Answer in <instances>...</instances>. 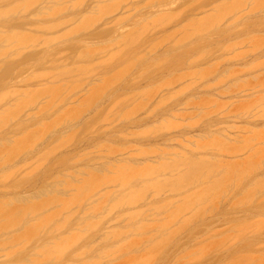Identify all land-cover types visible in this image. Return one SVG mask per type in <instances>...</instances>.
Masks as SVG:
<instances>
[{
    "label": "rangeland",
    "instance_id": "1",
    "mask_svg": "<svg viewBox=\"0 0 264 264\" xmlns=\"http://www.w3.org/2000/svg\"><path fill=\"white\" fill-rule=\"evenodd\" d=\"M1 1H5L0 2V14L2 13L0 16V23H3L2 21L5 19L3 13H5V15L7 13L11 14L12 12L16 13L15 10L18 6H20L19 1H21L23 4L22 1L29 2L31 0H14L13 2L9 0V3H12L8 6L7 4L9 3H6L8 0ZM36 1H32V3L35 2L39 5L35 3L32 5L33 7L29 5L30 8H27L28 10L26 9L27 6L25 7L27 3H24V6L21 4L22 7H25V9L23 8L25 13L29 12L27 15H25V13L24 15L20 14V20L22 19L24 22H19L18 16H16V14H14L15 16H13V14L12 16L7 14V17L9 15V19L6 18V22L0 25L1 30L4 29L3 32L0 31V36L1 33L4 36L5 34L10 33V35L7 34L9 39L4 38L5 40L8 39L7 41L11 39L10 30H19L18 33L14 31L12 32L15 33V36L12 35V39H17L18 37H16V35L18 36L23 34L21 31L25 33L28 31L27 33L31 34H24L26 36L30 35V37L28 36L29 38H31V36L34 34L37 39L33 37L32 38L34 41L37 40L36 42L38 43V45L37 43L34 44L35 47L32 48V46H30V48L25 43L26 41H29V39L23 42L26 37L25 35H23V37L21 35L18 40L21 38H23V40H20L22 44L19 46L22 48L24 46L23 44H25L26 48L28 47L27 49L25 47L23 49L20 48V50H22L21 53V51L18 52L19 48H17L18 44L16 42H18V40H14L15 42L9 46L6 44L7 41H4L8 48L7 46L3 45L4 43L1 42V40H4V36L0 40L2 43L0 48L4 47L5 50L8 49L7 51L11 49L12 51L10 50V53L8 52L10 55H8V53H6L7 51L5 52L4 48H1L8 56L11 57V59H16L15 61L10 60L8 63L7 61L5 63L3 61L9 59V57L5 55L4 52H1L7 58L5 59L4 55H2V58L0 59V63H3L0 65V68L5 65L3 66V71L2 69L0 70V99L5 100V104H0V110L6 115V111L8 110L4 112V108L10 109L12 112V108L15 107L14 104L17 103L15 107L16 112H12L13 115L9 114L11 112H8L9 115L7 116H2V113L0 114V118H3V120L0 122V224L4 225V227L0 228V264H264V138H262L264 137L262 131L264 130V119L263 116H260L262 113H264V109L262 110V108H264V99L260 96L264 91V89H261L264 85V0H182L183 3L179 0H165V4H163L162 0L160 1L162 2L161 5L159 0H155V2H152V6H147V4H145L149 0H136L135 2H133L134 0H126L127 2L124 4H122V1L124 0H119L123 5H119L122 6L121 10L117 8V10L120 12L118 13L114 9L117 13L113 10L116 14L114 15L113 13L111 16L108 15L110 16L108 17L104 14L105 11L102 7L101 9L104 11L103 14L106 16L105 19H100L101 22H99L100 24L98 23V26L95 24L98 21L95 22L94 25L96 27L93 25H88V28L89 26L95 27L94 29L90 27L93 30L91 29V31H89V28L88 33H85L87 32V26L85 27V32L82 31V29L84 30L83 24H85L83 21H85V18L91 14L90 12H97L94 11V9L100 5H105L104 8L109 11V9L106 8V5H108V7L110 5L111 9V7H115L113 1L116 3H118V1L105 0L103 2V0H100V2L99 0H86V3L84 1L82 3V0H79L82 5L80 2H77L80 5L76 4V6V0H69L68 2L66 0V3H60L59 0L58 2L57 0L56 2H53L54 0L52 2L51 0H49V2L48 0H40L42 2L38 0ZM110 1L112 6L109 4ZM178 1L180 5L177 4ZM61 2L65 1L63 0ZM72 2L75 3L72 4ZM14 3H18V6L17 4H15L17 7L11 6ZM69 3H71L70 7L67 5L69 9H67V6H63ZM167 3L168 7L166 5ZM171 3L172 6L170 5ZM227 3H229L228 7H232V5L230 6V3H233L235 7L232 8L234 10L237 9L239 13L236 10L235 11L237 13L232 11L233 9L228 8ZM132 4H134L133 7ZM48 5H57L56 7L63 6L62 8L65 7L66 9L64 8V10L67 13L62 9V11L65 12L62 14V11H60L61 8L57 10V13L54 9L56 7L51 6V8L53 7L52 9H54L55 13L61 14H59V16L55 14L57 18L55 19L53 17L54 15L52 14L53 11L49 7H46ZM72 5H74V7H72ZM94 5L96 6L93 7ZM137 5L140 6L136 7ZM10 6L12 7L11 10L10 8L8 9ZM41 6H43L42 8H44V10H48V13H43V15L46 16L47 14H50L51 16L52 14V18L50 16H47L48 18L44 16L45 20L49 19L48 21L44 20L45 22H39L42 19H40V17L37 15L40 14L39 12H42L40 11ZM81 6L83 8L80 9ZM127 7L131 8L127 9ZM134 7L138 8L139 11L136 12L137 9L134 10ZM224 7H227L232 11V16L228 13V9ZM3 9H6L5 12ZM18 9L17 12H24L21 10L22 8ZM49 9L52 11H50L51 13H49ZM70 9L75 10L76 12H71ZM171 9L172 11L170 12ZM1 10L3 11L1 12ZM26 10L28 12H26ZM47 10L44 12H47ZM219 10L224 11L220 12V15L221 13L223 14L227 12V16L224 20L220 19H222L225 14L222 17L220 16L221 18L217 16V14L219 15ZM163 11L166 12L164 13ZM173 11L176 14L173 13ZM212 11L214 13H218L214 15ZM35 14L36 16H34ZM84 14L87 15H85L86 17L83 18ZM100 14L94 13L92 15L101 17ZM205 14L207 21H205L204 18ZM92 15H89V17H92ZM129 15L130 18L128 17ZM170 15L173 17L171 18ZM177 15L178 17H175ZM2 16L4 19H1ZM158 16L163 18L164 22L167 21L164 20L166 17H170L172 20L174 19V21L169 20L168 18L169 25H166L167 22L164 24L161 19L159 21ZM34 17L38 18L33 19ZM44 17L41 16V18ZM61 17L63 18L61 19ZM118 17H121L122 19H119ZM152 17L154 20L158 17L157 20L161 24L158 23V21H154ZM193 17H199V20L200 18H204V23L202 20L199 21L201 22V25L206 24L205 22H208L209 20H212L213 22L211 27L213 24L215 26V22L217 24L219 23L220 25L216 24V27L212 28V32H210L211 27L208 22L207 25L202 26H205L206 28V26L209 25V27H207L208 29L210 28L209 30L206 29L207 31H205V28L203 27L199 30L198 28L196 29L194 25L198 20L196 18L193 20ZM74 18L79 20L76 21ZM82 18L83 21L81 22L83 24L80 22ZM115 18L117 19L114 20ZM148 18L149 22L151 20L154 21V23L151 21V24H153L151 26L154 28H152L148 23ZM51 19L52 21H50ZM59 19H61L60 21L63 23L66 21L69 22L68 20L71 19L70 22H73L74 24L69 23L70 25L67 26L66 24L68 23L66 22L64 24L66 27L63 24H60V27L61 25L64 26V28L61 27L62 29H60V27L57 26L58 24L53 23H56L57 20L59 22ZM9 20L10 22H14H12L13 25H11L12 23L10 24ZM94 20L96 21V18H94ZM94 20L92 21L94 22ZM97 20H99V18ZM191 20L195 22L194 24L191 23L193 27H195H192V30L194 29V31L187 27L189 26L188 24ZM86 21L89 22V19ZM109 21L112 22L109 23ZM47 22H50L51 24H47ZM117 22L120 23L119 26H116ZM145 22L147 25L149 24V26L145 25V27L143 25ZM7 23L11 28H8L7 25H5ZM36 23L37 25L39 23L44 25L46 24V27H43L47 29L50 28V30H52L51 32H55V29L58 27L59 28L56 31L57 33L53 32L49 34L40 25L36 27ZM77 23H79L81 27L83 25L81 30L79 28V36L75 35L76 33H73L78 31V29H75L77 28ZM185 23H187V25H185ZM112 24H116L115 27H113V30ZM191 24L190 26H192ZM199 24L200 23H198L197 26ZM49 25L57 27L52 29V27H49ZM156 25L157 28L155 27ZM160 25L166 26H164V28L161 26V28L159 27ZM12 26L15 28L13 29ZM28 26L34 27L32 28ZM77 26L79 27L78 24ZM106 26L111 28H107ZM143 26L146 29L151 28L153 30L148 29V31H145L142 28L141 32H138L140 35L137 33V31L135 32V29L139 28L140 30V28ZM119 27L122 28L120 29ZM186 27L192 31V33L201 31V35L199 36L196 32V37L191 33L195 39L191 37L190 31L188 32L190 36L186 37V35L185 37L189 39L190 44L185 41L186 39L184 38V35L183 37L181 36L185 33L179 31L174 32V30L177 28H185V30L188 31ZM38 28H40L39 31ZM70 28H73V30L75 29L76 31L72 30L73 32H71ZM6 29H8L10 32H7ZM67 29L68 31H65ZM69 29L70 33L68 34ZM116 29L120 35H118L119 33L115 34L117 31ZM124 29L127 30L128 33H126ZM122 30H124V33L121 35ZM149 30L151 31L149 32ZM185 30L183 29V31ZM152 31L156 32L153 33ZM172 32L173 38H171L170 41L167 40L169 43L166 44L167 42L164 40L163 42L166 45L163 44L164 47H162L160 44V48H158L159 42H157V44L155 43V45H158V47L156 46L158 49L157 51L155 50V52H152V49L155 48L152 47L154 42L160 41L162 37L166 39L167 34H172ZM177 32L180 33V35L177 36ZM202 32H204L206 35ZM65 33L68 35L71 33L73 34H71V37L69 36V38ZM163 34H166V36H162ZM41 35H43L44 38ZM73 35L77 37H72ZM170 35H168L167 38ZM40 36L41 39H39ZM50 36L54 37L51 38ZM57 36H59V38H57ZM180 36L181 38H179ZM46 37H48L47 44H44L46 43ZM174 37L176 39H174ZM52 39L53 42H50ZM180 39H183L182 42L184 44L180 41ZM54 40L60 43L58 44L59 49L57 48V45L55 46V43L57 44L58 42H55ZM174 42H176L177 47L180 45V42L183 45H180L177 48ZM243 42L245 44H243ZM50 43H53L52 46H50ZM223 44L225 47H221ZM198 45H200L199 47L201 48L203 46L205 47V45H208L205 48L208 50H215V52L211 50L214 53L213 54L211 52L213 54L212 55L207 52L208 50L203 49L204 47L201 49L198 47ZM11 46L12 48L9 49ZM227 46H230L229 49L233 48L232 53L230 52L229 54V49L227 50ZM47 47H50L51 49L53 48V51L51 49H46ZM97 47L98 49H96ZM99 47H102V49L104 48V50L101 51ZM55 48L57 50L54 52ZM23 50H26L27 52H23ZM30 50H32V52H30ZM16 51L19 53V56H17L18 54L15 55ZM200 51L201 53L199 54L198 52ZM204 51L207 52L205 53L208 54V57L210 55L212 56L207 58ZM243 51H248L247 55H243L244 57L242 56L243 58L233 57L237 56L238 53L244 54L242 53ZM92 52L96 53V55H92V57H96H94L93 60L91 59L90 55ZM23 53L24 55H21ZM25 53L27 54L25 55ZM197 54H202L201 58H198L199 60L201 59V63L199 61L196 65L190 66L191 62L194 61L195 64V62L198 61L196 58ZM183 55L186 57L188 56V58L191 55H195L193 57L196 58V61L193 57H191V59L185 57L186 60L188 59L187 62H185L187 66H185L182 60L184 58ZM204 55L206 58H203L204 60H202ZM112 56L115 58L113 59ZM140 57L142 58L139 59ZM224 57H228L229 59H226H228L229 62L225 60ZM192 58L194 60H192ZM219 59L221 61L223 59V61L225 60L227 62H224L225 64L221 63L222 65L216 64L217 61H219L218 63L221 62ZM112 61H114V63ZM132 61L139 62L136 66V63L134 66H132ZM189 61L191 62L189 63ZM111 62L113 64H111ZM158 62H160V65L157 64ZM130 63L132 64L131 66ZM188 63L190 65H188ZM254 63L256 64V68L253 66ZM156 64L159 65L158 68ZM119 65L122 67V70L126 71L125 75L118 72V70H120ZM183 66H185V69ZM207 66L214 70L216 67L219 69L217 68L215 70L216 73L214 70H211L214 72V76H212L213 72H210V70H205ZM181 67L183 68L180 69ZM250 67L254 68L251 69ZM80 68L85 70L83 74L82 72L84 70L81 71L82 69ZM193 68L196 70H201V68H203L201 70L203 75H201L200 71L198 72V70H195L196 76L198 75L199 78L200 76L205 77L204 74L206 73L207 75L211 73L210 75L212 77L208 75L210 79L206 77V81L200 79L203 82H201L196 77L194 80L201 82V84L197 87H195L196 85L191 86L192 82L194 84L193 78H195L192 76L189 78V80H185V82L181 81L184 78H182L180 82L179 80L176 83L172 82L173 84L165 82L167 81V78H170L171 81L176 80L173 78H176L179 73H190V71L192 73V70H194ZM236 70H238L237 72L241 71L239 74L240 76H237L233 79L231 78L230 80V77L234 74H232V72H236ZM174 71H176V74ZM183 71L185 72L183 73ZM208 71L210 73H208ZM62 72L67 73L70 76L65 74V77ZM237 72L235 75H237ZM224 74H227V76L225 77ZM230 74L231 76L228 77ZM18 75H21L22 81H25L21 82V79ZM172 75L176 77H173ZM14 76L18 77L15 78ZM183 76L186 77V75ZM162 77L163 81L161 80ZM164 77H167L166 80ZM227 77L229 78L228 81H226ZM72 79H74V82L71 81ZM222 79H224L226 82H222ZM75 80L79 82L78 84L80 85V88V83H82V87L85 86V88L83 90H79L78 87V91L76 87L74 88L72 86L75 90H77V92L71 89L70 85L75 84ZM159 81H162L163 85L165 83V87L169 86V89L168 87L166 89L165 87L161 86L162 82L159 83ZM218 81L220 82L219 87H217V85L215 86L214 84H218ZM71 82L72 84L69 85L68 83ZM93 82L96 88H98V86H102V88L99 87V89L101 88L102 90L100 91L99 89H96L95 92L94 85H92ZM189 82L191 83L188 84ZM21 83L22 86L20 85ZM46 83L48 85H46ZM83 83L86 85H83ZM156 83L158 84L156 85ZM195 83L199 84L198 82ZM236 83L239 85L237 86ZM241 83L247 84V86L250 88L246 89L245 87L246 90H242V88L240 90L239 86ZM159 84L160 86H158ZM185 84L187 89H190V91L187 92L185 88L186 93H184V90L183 94L181 90L183 89L182 86L185 87ZM187 84L189 86H187ZM206 84L208 85L206 86ZM209 84H214L215 87L210 89L213 85L210 87ZM234 84L236 87H232ZM228 85H230V88ZM50 86L51 88H49ZM67 86H70V88ZM90 86H93L92 89L94 88V93H92L95 96L93 97L92 95V97H88L90 99L89 100L87 99V95L88 93H90L89 96L91 95L90 91H92V89L90 90ZM203 86H209V90H204ZM241 86L244 88V85ZM53 87L56 88V93L55 90L53 91ZM58 87L59 89L61 88L62 91L57 90ZM237 87L242 92L238 91ZM225 88H228V90H225ZM69 89H71L72 92L74 91V94H72ZM87 89L90 91H87ZM149 89H152V91L154 90L155 93H158L157 97L154 95L155 93H153L154 97L157 99H143L146 98L144 96H142L143 98H138L141 96L138 93L140 92V94H142V91L144 95L148 94L147 97L152 95V92ZM256 89L261 90L256 91ZM18 91L20 93H17ZM24 91H26V93H24ZM86 92L87 94L83 95V93ZM172 92H176V95L173 94L171 96ZM179 92H181V94H179ZM231 92L233 93L231 94ZM247 92H250V94ZM81 93L83 96L80 95ZM135 93H137V97H135L136 95L134 96ZM164 93L165 95L163 96ZM243 93H247L249 96L246 94L243 95ZM5 94L8 95V98L3 96ZM18 94H22V96ZM60 95L62 96L60 97ZM70 95L71 97H68ZM179 95L181 96L179 97ZM207 95H211V98L210 96L207 97ZM255 95H257V98L261 97L260 100L262 99L261 102H263L262 108H260L261 103L252 102L255 99L259 100ZM23 96L24 98L27 97L29 99L24 101ZM166 96H168L170 101ZM250 96L252 97V100L250 99ZM20 97L21 100H18V102L20 101L22 103L19 102L18 104V102L15 100H17V98L20 99ZM78 97L80 99H78ZM84 97H86V99H84ZM133 97L136 100L133 99ZM164 97H166V99ZM172 97H174V99ZM214 98H217L216 103L220 102L221 106L224 105L223 108H225V105L230 104L232 101L234 102V107L229 105V108L220 112V104H215L214 106L208 105L212 104V102L215 103L216 99L214 100ZM121 99H123V101L125 100L124 103ZM140 99L144 100L145 103L143 101L138 102ZM188 99L189 103L186 102ZM194 99L195 104L193 103ZM199 99L201 101H198ZM116 100H121V103ZM133 100H135V102ZM205 100L208 101L206 102ZM236 100H239L240 103ZM0 101L2 102V100ZM14 101L15 103H13ZM89 101H91V104L89 103V105L86 106V104H88L87 102ZM158 101L160 102V106H162V108H160L161 110L157 108V110H160L157 114L155 108L157 106L159 107V105H157ZM243 101H246V103ZM28 102L29 105H27ZM49 102H52L53 105ZM141 102H143V104ZM93 103L95 107L93 106ZM197 103L198 105L202 104V106H199L200 109H198ZM244 103L246 104L245 106L243 105ZM253 103H255V106L252 109L249 108L248 106H253ZM24 104L27 106H24ZM119 104L122 105H120L122 109ZM137 104L148 107L141 109L139 108V105V110H136ZM186 104L191 105L187 106ZM258 104L259 106L256 107ZM20 105L23 106L20 108ZM112 105L113 107L111 108ZM134 105H136V107ZM193 105H197V107H194ZM204 105H206L205 108ZM216 105H218L219 108ZM240 105H242V107ZM116 106H119L120 108H117ZM212 107L217 109L219 112L212 109ZM238 107L241 108L238 109ZM247 107L250 109L249 111L253 110L255 107L256 108L250 113L247 111V109V112L245 113L244 110ZM258 107L260 108L258 113L261 117V119L258 118L260 121L256 118L258 114H256L257 116L253 114L255 111L256 113L258 112ZM17 108L18 110H23L22 112L19 111V113L21 112L20 114L18 113L19 116L16 114L18 112ZM110 108L113 114H120L119 116L116 115V117L118 116L121 121L116 118L115 115H110ZM153 108L156 112L152 110ZM234 108H236L237 112L233 111L235 110ZM127 109L130 111L132 110L131 116L134 117V115H138L135 118L131 117L130 122L127 117H124L128 114ZM241 109H244L243 112ZM173 110L174 114H176V118H174L172 114ZM197 110L201 111L200 113L203 115H201ZM211 110L213 111L210 113V115H212L210 117L208 112ZM228 111L231 112L229 113ZM178 112L182 116L181 118L179 117L180 120L177 119V115H179ZM232 112L234 114L232 116H223L225 113L232 114ZM123 113H125V115ZM168 113L171 114L169 115ZM212 113H216V115H213ZM198 116H201L205 119L203 120L202 118L203 123L200 122L201 124L199 125L198 122L193 125L189 122L191 120V122L197 121L200 119L197 118ZM166 117L168 119H166ZM254 117L257 121H254V119L252 120ZM122 118L124 119L123 121ZM169 118H171L170 120L175 124H178V122L181 124H184V122L185 124L190 123L191 128L188 127V125H184V127L186 126L184 128L182 126H178V124L177 127H180V130L174 131V129L177 127H172V124L171 128L174 129L171 133H169L171 131L169 127L163 128L165 124L166 126L171 124ZM183 118H185V120H183ZM138 119L140 121H137ZM163 119L166 122L169 121V123H165ZM249 120H252L253 122ZM160 121L164 122L165 124L162 125L163 123ZM82 122H84V124ZM136 122H138V124ZM158 122H160V124ZM130 124L132 125L130 126ZM158 125H162L161 130H163V132H169L162 133V131H159L160 129H157L159 128ZM229 125H233V127ZM244 125L247 126V129H250V127L251 130L255 128L253 129L254 131H256V129H263H261L262 132L260 134H258L259 131H257L255 134L250 130L247 131V134L246 128L244 129ZM146 126H151L149 127L150 130ZM239 126L243 127L244 131L242 128L239 129ZM153 127H156L155 130L157 133L152 131L153 135H146L145 133H148V131L151 133V129ZM144 128L145 130H143ZM154 128L152 130H154ZM121 131V134L123 135L126 133L124 136L127 139L121 138L124 137L123 135H120ZM137 131L141 132L136 134ZM220 131H223L226 134L228 133L230 136H227ZM250 133L251 135H256L257 141L261 138L263 143H257L256 139L253 136L251 137ZM200 134L202 137H199ZM209 134L213 135L210 136ZM216 134L219 136V138L220 136H223L220 140L222 142L224 141L220 144L218 143V139H216L217 146L214 144V135L216 136ZM138 135L139 137L140 135L144 137L138 138ZM242 135L244 136L242 137ZM249 135V138L251 139H248L251 143L254 139L253 145H249L250 142L247 144L248 139L246 142L244 141ZM188 136L189 139L186 140ZM201 138H204L203 141ZM192 139H198L197 141H201L198 145V150L200 149L199 151L196 150L197 141H192ZM169 140L174 143H171ZM208 141L214 142L209 143ZM100 142H102L101 144L103 145L108 144V147H111V149L105 147L106 145L103 146L98 144ZM191 142H195V146L194 144L192 145ZM204 142H208V145L206 146ZM243 142H245V145L249 146L250 148L246 147ZM178 143L180 144L178 145ZM236 143H242L241 147L237 144L239 147L238 148L237 145H235ZM155 145H157L156 148L158 150L155 148ZM214 146H216V148ZM231 146L236 147L232 148ZM112 147H117L118 149H112ZM193 148L195 149L193 150ZM224 148L229 149L230 152L228 150L225 151ZM236 148L238 149L233 151V149ZM244 151L246 154L243 153ZM230 155H232V157H229ZM186 158H188L187 163ZM216 159L218 160L215 161ZM190 160L191 162L194 161L192 164L193 166L191 165ZM206 160L208 162L211 160L215 161L217 164L211 161L214 166L211 165L212 163H209L208 165ZM95 167L97 168V171ZM94 171H96L97 175L94 173ZM171 185H177V189L180 188L178 189L179 191L174 190L176 187H173L174 189H172ZM169 186L173 191L170 190ZM54 189H56V191ZM53 193H56V196ZM57 193L59 197L57 196ZM52 196H55V198L53 199ZM57 197H61L60 199L64 201L57 199L60 201L58 202L55 200ZM43 200H45V202H43ZM124 200H126V202H124ZM51 219H53L52 225L49 223L52 221ZM13 221L18 222L20 226L18 224H13ZM47 221H49L48 226L50 227L45 226ZM11 224L13 225L11 226ZM5 225L10 227L8 228L6 226L8 228L7 229ZM25 226L30 228V230H26ZM44 226L46 228H44ZM32 227H34V230L31 229ZM57 227H59L58 230L56 229ZM12 234H15L14 236H16V242L15 240L11 239L13 236ZM7 239L14 241L15 243L13 244H16V246L12 247L11 245H8L11 242H9ZM63 239H65V241L61 243L62 245L64 242H68L69 244L59 247L61 245L56 243ZM55 240L56 243L54 244ZM253 243H256L257 245L254 244L256 246L253 247V249H250L251 247L248 246L249 244ZM56 245L59 246L57 247ZM220 258H222V260Z\"/></svg>",
    "mask_w": 264,
    "mask_h": 264
},
{
    "label": "bare ground",
    "instance_id": "2",
    "mask_svg": "<svg viewBox=\"0 0 264 264\" xmlns=\"http://www.w3.org/2000/svg\"><path fill=\"white\" fill-rule=\"evenodd\" d=\"M11 1L13 2L14 0H11ZM16 1H18V0H16ZM25 1H26V0H25ZM28 1H29V0H28ZM32 1H36V0H31V1H29L31 4H30L29 2H27V1H26V2L22 1L23 4L21 3V1H19V2H20V6H21V4L24 6V5L27 3L28 5L26 4L25 7L27 6L26 9H27V8L29 9V8H30L29 5L32 6V5L35 3V2L32 3ZM38 1H40V0H38ZM52 1H53V0H51V2H52ZM61 1H63V0H61ZM61 1L59 0L60 3H66V0H64L65 2H61ZM68 1H69V0H67V2H68ZM80 1H81V0H80ZM80 1H79V0H76V1H75L76 3H75V2H72V4L75 3V6H76V4H77V5H80V4H78ZM83 1L86 3V0H82L81 2L83 3ZM96 1H97V0H96ZM99 1H100V0H99ZM101 1H102V0H101ZM101 1H100V2H101ZM104 1H105V0H103V2H104ZM106 1H107V0H106ZM116 1H118V3L120 2L119 0H116ZM127 1H129V0H127ZM127 1H126V0L122 1V4H124V3L127 2ZM135 1H136V0H134L133 2H135ZM139 1H140V0H139ZM153 1L155 2V0H149V1L146 2L145 4H147V6H148V5H149V6H152V5H153V4H152ZM157 1H158V0H157ZM160 1H162V0H159V3H160V5H161L162 2H163V4H165L167 0H166V1L163 0L162 2H160ZM164 1H165V2H164ZM168 1H169V0H168ZM171 1H173V0H171ZM179 1L182 2V0H179ZM179 1H178L177 4H179ZM185 1H186V0H185ZM0 2H5V1H1V0H0ZM12 2L9 3V0H8V2L6 1V3H9V4H7V6L10 5ZM19 2H18V3H19ZM36 2H37V1H36ZM40 2H42V1H40ZM48 2H49V0H48ZM53 2H56V0H54ZM57 2H58V0H57ZM77 2H78V3H77ZM81 2H80V3H81ZM92 2H93V1H92ZM113 2H114V4H115V7L113 6L114 8L111 7V9H110V5H109V7H108V5H106V8H108L109 11H107V9L104 8V7H105L104 4H103L104 6H101V5L99 6L100 9L103 7V10H104L106 13L101 9L102 12L100 11V12H101V14H100V12H99L100 9H99V7H97L96 9H94V11H97V12H90V10H89V12H90L91 14H89V13H87V14L92 15V14H94V13H96V14L99 13V14L101 15V17H99V16H95V15L93 16V15H92V17H93V19H92L91 16H90L91 18L89 17V15L86 17L85 15H87V14H84L83 18L86 17V18H85L86 20L89 19V22L86 21V20H85L86 22L83 21V18H82V20H80V22L83 21V23H85V24H83V23L81 22V24L84 25V30L82 29L83 25H82V27H81L80 24H79L80 22H79V23H77V24L79 25V27L77 26V24H76V27H77V28L74 27L75 29H78V31H76V30L74 29L76 32H73V31H74L73 28H72V29L70 28V29H71V32L76 33L75 35H78V34L80 33L79 31H80L81 29H82V31L85 32V31H86L85 27L87 26V27H86V28H87V32H85V33H88V29H89L90 27H92V26H89V28H88V25H93V26H95L94 23L98 21L97 23H95L96 26H98V23L101 22L100 19H103V18L105 19L106 16H108V15L111 16L113 13H114V15H115L117 12L119 13L120 11L117 10V8H119V9L121 10V7H122L123 5L121 4V2H120L119 4L116 3L115 1H113ZM150 2H151V3H150ZM18 3H14V4H12L11 6H13V7L15 6V7H17V6H18ZM24 3H25V4H24ZM44 3H45V2H44ZM60 3H59V4H60ZM82 3H81V5H82ZM129 3H130V2H129ZM157 3H158V2H157ZM182 3H183V2H182ZM15 4H17V6H16ZM35 4H37V3H35ZM107 4H108V3H107ZM109 4H111V1L109 2ZM114 4H113V5H114ZM120 4H121L122 6H119ZM127 4H128V3H127ZM127 4H125V5H127ZM150 4H151V5H150ZM155 4H156V3H155ZM155 4H154V5H155ZM163 4H162V5H163ZM228 4H229V3H227V7L229 6ZM234 4H235V3H234ZM37 5H39V4H37ZM67 5L70 7V6H71V3L66 4V5H63V6H67ZM97 5H99V4H97ZM116 5H117V6H116ZM133 5H134V4H132V7H133ZM157 5H158V4H157ZM157 5H156V6H157ZM166 5H167V7H168V3H167ZM170 5L172 6V3H171ZM179 5H180V4H179ZM182 5H184V4H182ZM231 5H232L233 8L235 7V6L233 5V3H230V6H231ZM3 6H5V5H3ZM11 6L8 7V9L10 8V10H11V9H12ZM20 6H18L17 9H18V8H22L21 10H23V8L25 9V7H22V6L20 7ZM34 6H36V5H34ZM44 6H45V5H44ZM51 6L54 7L55 5H48V6H46V7H49V8L53 11V12H52V11L49 9V13L52 12V14L54 15L53 17H54L55 19H57L56 16H55V14L58 15V16H59V14H60V13L57 14V13H58L57 10H59V9L61 8L60 11H62V9H63V11H65V10H64L65 7H64V8H62L63 6H60V7L58 6V7H56V6H57V5H56V6H55L56 8H54V9L56 10L55 12H57V13H55V12H54V9H52L53 7L51 8ZM68 6H67V9H69ZM83 6H84V5H83ZM95 6H96V5H94L93 7H95ZM111 6H112V4H111ZM138 6H140V5H137L136 7H138ZM164 6H165V5H164ZM173 6H174V5H173ZM0 7H1V5H0ZM32 7H33V6H32ZM42 7H43V6L40 7L41 10L39 9V10L42 11V12H39V10H38V12L40 13V14H39L40 16H39V15H37V16L40 17V19H42V20L39 19V20H40V21L38 20L39 22H41V21H42V22L48 21L49 19L45 20V17L50 16V14H47L46 16L43 15V13H45V14L48 13V10L45 9V10H47V12H44L45 10H44V8H42ZM72 7H74V5H72ZM77 7H79V6H77ZM136 7H134L133 9H134V10L137 9V10H136V12H137V11H139V9L136 8ZM165 7H166V6H165ZM189 7H191V6H189ZM227 7H224V8H227ZM232 7H228V8L233 9ZM57 8H58V9H57ZM81 8H83V7L81 6L80 9H81ZM128 8L130 9L131 7H127V9H128ZM163 8H164V7H163ZM171 8H172V7H171ZM215 8H216V7H215ZM228 8H227V9H228ZM0 9H1V8H0ZM17 9H16V10L14 9V10L16 11V13H15V12H12V11H14V10H12V11H11V12H12L11 14H10V13H7V14H9L10 16H12V14H13V16H15L14 14H16V16H18L19 22H22L23 20H22V19L20 20V17H19V16H20V14H21V15H24L25 10H23L24 12L21 11V13H19V11L17 12ZM28 9H27V10H28ZM31 9H32V8H31ZM33 9H34V8H33ZM65 9H66V8H65ZM71 9H72V8H71ZM71 9H70L71 12L76 10V8H75V10H71ZM77 9H79V8H77ZM97 9H98V10H97ZM114 9H115L117 12H116ZM167 9H168V8H167ZM213 9H214V8H213ZM213 9H212V10H213ZM216 9H217V8H216ZM219 9H220V8H219ZM221 9H222V8H221ZM3 10H4V12H5L6 9H3ZM3 10H1V12H2ZM18 10H19V9H18ZM27 10H26V12H28ZM43 10H44V11H43ZM91 10H92V9H91ZM113 10H114L116 13H115ZM134 10H133V11H134ZM235 10L239 13V11H238L237 9H235ZM235 10L233 9L232 11H235ZM7 11H8V10H7ZM50 11H51V12H50ZM60 11H59V12H60ZM63 11H62V14H64V13L66 12V11H65V12H63ZM110 11H113V12H110ZM171 11H172V9L170 10V12H171ZM215 11H216V10H215ZM217 11H218V10H217ZM222 11H223V10H222ZM222 11L219 10V15L217 14L218 12H217V13H214V12L212 11V13H213L214 15L217 14L218 17H220V16L222 17V16L225 14L224 17H223L222 19H220V20H224L225 17L227 16V15H226L227 12H226V13H223V14L221 13V15H220V12H222ZM232 11L228 9V13H229L231 16H232V14H231ZM236 11H235V12H236ZM9 12H10V11H9ZM75 12H76V11H75ZM103 12H104V14H105L106 16L103 14ZM163 12H164V11H163ZM165 12H166V11H165ZM165 12H164V13H165ZM223 12H224V11H223ZM237 12H236V13H237ZM28 13H29V12H28ZM28 13H25V15H27ZM41 13H42V14H41ZM66 13H67V12H66ZM110 13H111V14H110ZM167 13H168V12H167ZM167 13H166V14H167ZM173 13H175V12L173 11ZM212 13H210V14H212ZM3 14H4L3 16L5 17V19L9 17V15H8V17H7V14H6V15H5V13H3ZM17 14H19V15H17ZM52 14H51V16H52ZM166 14H165V15H166ZM175 14H176V13H175ZM199 14H200V13H199ZM210 14H209V15H210ZM1 15H2V13L0 14V16H1ZM60 15H61V14H60ZM79 15H80V13H79ZM103 15H104V16H103ZM133 15H134V14H133ZM167 15H168V14H167ZM214 15H211V16H214ZM230 15H229V16H230ZM233 15H235V14H233ZM3 16L1 17V19H4ZM34 16H36V14H35ZM41 16H42V17L45 16V17H44V18H41ZM51 16H50V17H51ZM58 16H57V17H58ZM62 16H64V15H62ZM110 16H108V17H110ZM152 16H153V15H152ZM156 16H157V15H156ZM25 17H26V16H25ZM38 17H34L33 19H35V18L37 19ZM108 17H107V18H108ZM124 17H125V15H124ZM128 17L130 18V15H129ZM153 17H155V16H153ZM153 17H152V18H153ZM158 17H159V19H158ZM158 17H157V19H158L159 21H160V19H161L162 22H164V21H163V18H161L160 16H158ZM170 17H171V15H170ZM170 17H166L167 19H166V18L164 19L165 21L167 20V21H166V22H167L166 25H169V24H168V21H169V20H172L171 18H172L173 16H172L171 18H170ZM175 17H178V15L175 16ZM175 17H174V18H175ZM202 17H203V16H202ZM221 17H220V18H221ZM30 18H32V17H30ZM47 18H48V17H47ZM51 18H52V17H51ZM58 18H60V17H58ZM62 18H63V17H61V19H62ZM65 18H66V17H65ZM94 18H96V21L94 20ZM98 18H99V20H97ZM118 18H119V19H122L121 17H118ZM168 18H169V20H168ZM195 18L198 20L196 24H194L195 22L193 21ZM204 18H205V21H207V20H206V14H205V17H204ZM204 18H203V19H204ZM5 19H4V21H2L3 23L6 22L7 19H6V20H5ZM8 19H9V18H8ZM14 19H15V17H14ZM14 19H12V20H14ZM61 19H59V22H58V20H57L56 23H55V22H53V23H54V24H58L57 26H59L60 24H63V25H64L67 21L65 22V21L63 20V21L65 22V23H63L62 21H60ZM90 19H91V20H90ZM116 19H117V18H115L114 20H116ZM157 19L155 18V20H154V18H153V20L156 21V22L158 21ZM203 19L200 18V20H202V21H203ZM218 19H219V18H218ZM16 20H17V19H16ZM24 20H25V19H24ZM27 20H29V19H27ZM44 20H45V21H44ZM70 20H71V19L68 20L69 22H67V23H68V24H66L67 26H69L71 23H73V22H70ZM74 20H76V19L74 18ZM77 20H79V19H77ZM77 20H76V21H77ZM92 20H94V22H93ZM147 20H148V23L150 24V26L153 25V24H151V21H153V20H151V18H150V20H151L150 22H149V18H148ZM147 20H146V21H147ZM193 20H191L192 22L189 21V24H188L189 26H187V27H188L189 29H191V30H192V27H193L192 24L195 25L196 29L198 28V29L200 30V28H202V27L205 28V26H202V25H207V23L209 22L208 24H209L210 27H211V25H212V23H213L212 20H211V21L209 20L208 22H205L206 24H202V25H201V22H199V21H200V20H199V17H193ZM50 21H52V19H51ZM76 21H75V22H76ZM154 21H153L152 23H154ZM159 21H158V23H160ZM172 21H174V19H173ZM195 21H196V20H195ZM7 22H8V21H7ZM9 22H10V20H9ZM9 22H8V23H9ZM12 22H13V21H12ZM12 22H10V24H11ZM23 22H24V21H23ZM29 22H31V21H29ZM61 22H62V23H61ZM90 22H91V23H90ZM102 22H103V20H102ZM111 22H112V21H111ZM111 22L109 21V23H111ZM115 22H116V21H115ZM156 22H155V23H156ZM166 22H164V24H165ZM170 22H171V21H170ZM210 22H211V23H210ZM3 23H0V25L3 24ZM8 23L5 24V25H7L8 28H11V27L8 26ZM13 23H14V22H13ZM13 23H12L11 25H13ZM25 23H27V22H25ZM32 23H33V22H32ZM69 23H70V24H69ZM88 23H89V24H88ZM109 23H107V24H109ZM158 23H157V24H158ZM191 23H192V24H191ZM198 23H200V24L198 25V26L201 25L200 27L197 26ZM203 23H204V21H203ZM224 23H225V21H224ZM10 24H9V25H10ZM28 24H29V23H28ZM47 24H51V23H50V22H47ZM73 24H74V23H73ZM99 24H100V23H99ZM113 24H114V23H113ZM113 24H112V25H113ZM119 24H120V23L117 22V25H116V24H115V25H116V26H119ZM149 24L147 25V23L145 22L143 25H144V26H145V25L149 26ZM160 24H161V23H160ZM190 24H191L192 26H190ZM216 24H217L216 22H215V26H214V24H213V26L211 27V31H210V32H212V28L216 27ZM218 24H219V23H218ZM218 24H217V25H218ZM5 25H4V26H5ZM11 25H10V26H11ZM38 25H40L42 28L46 27V24L44 25V24H40V23H39ZM38 25H37V23H36V27H38ZM52 25H53V24H52ZM52 25H49V27L51 26L52 29L57 27V26L54 27V26H52ZM63 25H61L62 28H64V26H65V25H64V26H63ZM112 25H111V26H112ZM115 25L112 26V30H113V27H115ZM166 25H164V26H166ZM185 25H187V23H185ZM185 25H183V26H185ZM209 25L206 26L205 31H207L206 29H208L207 27H209ZM219 25H220V24H219ZM40 26H39V27H40ZM43 26H44V27H43ZM96 26H95V27H96ZM144 26L141 27L140 30H139V28L135 29V32H136V31H137V33H138V32H141V29H142V28H143V30H145V31H146V30L148 31V29H151V28H147V29H146V28H145L146 26H145V27H144ZM161 26H163V25H160L159 27H161ZM164 26H163V28H164ZM227 26H228V24H227ZM227 26H226V27H227ZM21 27H22V26H21ZM28 27H32V26H28ZM33 27H34V26H33ZM33 27H32V28H33ZM36 27H35V28H36ZM41 27H40V28H41ZM47 27H48V26H47ZM59 27H60V26H59ZM59 27H58V28H59ZM61 27H60V29H62ZM65 27H66V26H65ZM95 27H92V28L94 29ZM106 27L108 28L109 26H106ZM106 27H105V31H106ZM151 27H152V26H151ZM155 27L157 28V25H156ZM179 27H182V26H179ZM187 27H186V28H187ZM195 27H193V28H195ZM217 27H220V26H217ZM229 27H230V25H229ZM229 27H228V28H229ZM5 28H6V27H5ZM12 28H13V26H12ZM14 28H15V27H14ZM14 28H13V29H14ZM35 28H34V29H35ZM40 28H38V31H39ZM42 28H41V29H42ZM58 28L55 29V30L57 31ZM79 28H80V30H79ZM92 28H90L89 31H91ZM109 28H111V27H109ZM119 28L121 29L122 27H119ZM152 28H154V27H152ZM161 28H162V27H161ZM188 28H187V29H188ZM2 29H3V27H2ZM16 29H17V28H16ZM29 29H30V28H29ZM36 29H37V28H36ZM48 29L50 30V28H48ZM48 29H47V28H44V30H45L46 32H48L49 34L54 32V31L51 32L52 30H50V32H49ZM70 29H69L68 34L70 33ZM93 29H92V30H93ZM183 29L185 30V28H183ZM183 29H179V28H177V29L174 30V32L179 31V32L185 33V34H182V33H181V34H182L181 36L183 37V35H184V38L186 39L185 41L189 43V39L186 38V37L190 36L191 33H192V31H194V29H193L192 31H190L189 29H188V31H187V30L183 31ZM209 29H210V28H209ZM209 29H208V30H209ZM216 29H217V28H216ZM3 30H4V29H3ZM3 30H1V28H0V31L3 32ZM6 30H7V32H10V31H11V37H10L11 39L13 38L12 35L15 36V33H12V32L14 31V32L18 33V31H19V30H10V31H8V29H6ZM6 30H5V31H6ZM47 30H48V31H47ZM72 30H73V31H72ZM103 30H104V27H103ZM116 30H117V29H116ZM116 30H115V31H116ZM124 30H125V29H124ZM124 30H122L121 35H122V33H124V32H123ZM138 30H139V31H138ZM151 30H153V29H151ZM151 30H149V32H150ZM180 30H182V31H180ZM203 30H204V29H203ZM214 30H215V29H214ZM225 30H226V29H225ZM228 30H230V29H228ZM42 31H43V30H42ZM45 31H44V32H45ZM56 31H55V32H56ZM65 31H68V29L65 30ZM125 31H126V33H128L127 30H125ZM189 31H190V35L188 34ZM205 31H204V32H205ZM27 32H28V31H27ZM27 32L25 33V32H23V31H21V33H23V34H21L22 37H23V35H25V34H26V35H27V34H31V33H27ZM40 32H41V31H40ZM44 32H43V33H44ZM55 32H54V33H55ZM84 32H83V34H84ZM101 32H102V29H101ZM142 32H143V31H142ZM149 32H148V33H149ZM152 32L155 33L156 31H155V32L152 31ZM186 32H187V33H186ZM196 32L198 33V34H197L198 36L201 35V34H200L201 31H196ZM196 32H195V33H192V35L194 34L195 37H196V35H195ZM204 32H202V33H204ZM208 32H209V31H208ZM208 32H207V34H208ZM19 33H20V32H19ZM24 33H25V34H24ZM48 33H47V34H48ZM56 33H57V32H56ZM73 33H71V34H73ZM96 33H97V32H96ZM116 33H119L118 30L115 32V34H116ZM143 33H144V32H143ZM143 33H142V34H143ZM153 33H152V34H153ZM177 33H178V32H177ZM177 33H176V34H177ZM205 33H206V32H205ZM205 33H204V34H205ZM7 34L10 35V33H7ZM7 34H5V36H7ZM32 34H33V33H32ZM61 34H62V33H61ZM65 34H66V36L68 35L67 33H65ZM71 34H70V35H71ZM92 34H93V33H92ZM138 34H139V33H138ZM142 34H141V36H142ZM170 34H171V33H170ZM170 34H167V36L170 35ZM21 35H18V36L16 35V37L20 38ZM26 35H25L26 38H27L28 36L30 37V35H28V36H26ZM70 35H68L67 37H69ZM118 35H120V33H119ZM123 35H125V34H123ZM139 35H140V34H139ZM164 35L166 36V34H163L162 36H164ZM178 35H180V33H178L177 36H178ZM186 35H187V36H186ZM192 35H191V37L194 38V36H192ZM205 35H206V34H205ZM3 36H4V35L1 33V36H0L1 38H0V40L2 39ZM5 36L3 37V39H4V38H8V39H9V36H7V37H5ZM41 36L43 37V35H41ZM41 36H40L39 39H41ZM61 36H63V35H61ZM64 36H65V35H64ZM78 36H79V35H78ZM162 36H161V37H162ZM167 36H166V39H164V38L162 37V39H160V41H156V42H154V45H152V47H155L156 49H155V48L152 49V52H155V50L157 51V49L160 48L161 45H162V47H164V45L168 44L169 41L171 40V38H173V32H172V34L170 35L171 37L169 36L170 39H169V37L167 38ZM181 36H180L179 38H181ZM185 36H186V37H185ZM25 37H24V38H25ZM29 37H28L27 39L25 38L24 40H23V38H21V39L23 40V42H25V40H28V39H29V41H26L25 43H26V45H27L28 47L32 46V48H33V47H35L34 44L37 43V42H36L37 40L34 41L33 38H35V39H37V38L35 37L34 34H33V36H31V38H29ZM32 37H33V38H32ZM50 37L53 38L54 36H53V37L50 36ZM55 37H56V36H55ZM70 37H71V36H70ZM70 37H69V38H70ZM72 37H75V38H76L77 36H74V35H73ZM85 37H86V36H85ZM123 37H126V36H123ZM137 37H138V36H137ZM137 37H136V38H137ZM191 37H190V38H191ZM14 38H15V37H14ZM18 38H17V39H12L13 42H12L11 39L9 40L10 42L7 41L8 39H7V40L4 39L3 41L1 40V42L4 43V41H5V42L7 41V42H9V43L6 42V44L9 46V45H11V44H13V43L15 42L14 40L17 41ZM43 38H44V37H43ZM47 38H48V37L45 38V39H46V43H44V42H45V40H44V42H43L44 44H47ZM57 38H59V36H57ZM83 38H84V37H83ZM192 38H191V40H192ZM21 39H20V40H21ZM31 39H32L33 41H32ZM55 39H56V38H55ZM125 39H127V38H125ZM174 39H176V38L174 37ZM194 39H195V38H194ZM20 40H18L19 43H18V42H16V43L18 44V47H17V48H19L18 52L21 51V53H22V50H20V48H21L20 46H21L22 42H20ZM59 40H60V39H59ZM164 40H165V42H167L166 44H164V42H163ZM167 40H169V41H167ZM172 40H173V39H172ZM182 40H183V39H182ZM182 40L180 39L181 42H182ZM187 40H188V41H187ZM191 40H190V41H191ZM48 41H49V40H48ZM54 41H55V42H58V41H56V40H54ZM79 41H80V40H79ZM173 41H175V40H173ZM176 41H177V40H176ZM178 41H179V39H178ZM178 41H177V43H178ZM185 41H184V42H185ZM1 42H0V45L2 44ZM11 42H12V43H11ZM27 42H29V43H27ZM34 42H35V43H34ZM38 42H39V40H38ZM40 42H41V40H40ZM50 42H53V39H52ZM81 42H82V40H81ZM157 42H159V43H158L159 47H158V45H155V43L157 44ZM161 42H162V43H161ZM181 42H180V45H183L184 43L182 42V43H183V44H182ZM244 42H245V41H244ZM244 42H243V44H245ZM32 43H33L34 46L32 45ZM48 43H49V42H48ZM79 43H80V42H79ZM170 43H171V42H170ZM174 43H175V46L177 47L176 42H174ZM174 43H173V44H174ZM6 44L4 43L3 45L7 46ZM17 44H16V46H17ZM28 44H30V45H28ZM50 44H51V43H50ZM52 44H53V43H52ZM52 44H51L50 46H52ZM58 44H60V43H59V42H58L57 44L55 43V46L57 45V48H58ZM160 44H161V45H160ZM163 44H164V45H163ZM189 44H190V43H189ZM189 44H188V45H189ZM224 44H225V43H224ZM224 44L221 45V47L224 46ZM3 45H2V46H3ZM19 45H20V46H19ZM23 45H24V46H23L21 49H23L24 47L26 48L25 44H23ZM37 45H38V43H37ZM48 45H49V44H48ZM48 45H47V46H48ZM178 45H179V44H178ZM180 45H179V46H180ZM186 45H187V44H186ZM8 46H7V48H8ZM12 46H13V45H12ZM12 46L9 47V49L12 48ZM14 46H15V44H14ZM14 46H13V47H14ZM55 46H53V47H55ZM59 46H60V45H59ZM97 46H98V45H97ZM109 46H110V45H109ZM156 46H157L158 48H157ZM179 46H178V47H179ZM189 46H190V45H189ZM191 46H192V45H191ZM199 46H200V45H198V47H199ZM207 46H208V45H205V47H207ZM225 46H226V44H225ZM225 46H224V47H225ZM230 46H232V45H230ZM230 46H227L228 48L226 47L227 50L230 48ZM28 47H27V48H28ZM41 47H42V46H41ZM107 47H108V46H107ZM178 47H177V48H178ZM184 47H186V46H184ZM184 47H183V48H184ZM203 47H204V46H203ZM203 47H202V48H203ZM205 47H204L203 49L208 50V49H206ZM224 47H223V48H224ZM232 47H233V46H232ZM1 48H2V47H1ZM1 48H0V53H1V52H4V50H5L4 47H3L4 50H2L3 48H2V49H1ZM15 48H16V47H15ZM27 48H26V49H27ZM30 48H31V47H30ZM30 48H29V49H30ZM181 48H182V46H181ZM187 48H188V47H187ZM199 48H201V47H199ZM202 48H201V49H202ZM209 48H210V47H209ZM44 49H45V48H44ZM46 49H51V48H50V47H47ZM46 49H45V50H46ZM52 49H53V48H52ZM52 49H51V50H52ZM58 49H59V48H58ZM96 49H98V47H97ZM99 49H100L101 51L104 50V48L102 49V47H101V48L99 47ZM232 49H233V48L229 49V51H228L229 54H230V52L232 53V51H233ZM1 50H2V51H1ZM7 50H8V49H6L5 52H6ZM10 50H11V49H10ZM10 50H9V51H10ZM15 50H16V49H15ZM33 50H34V49H33ZM36 50H37V49H36ZM41 50H42V49H41ZM55 50H57V49L55 48V49H54V52H55ZM153 50H154V51H153ZM211 50H212V49H211ZM211 50H208L207 52L210 53V54H212L213 52H215V50H214V51L212 50L213 52H212ZM230 50H231V51H230ZM9 51H7L6 53H8ZM11 51H12V50H11ZM24 51L27 52L26 50H23V52H24ZM48 51H49V50H48ZM52 51H53V50H52ZM52 51H50V52H52ZM101 51H100V52H101ZM198 51H199V50H198ZM201 51H202V50H201ZM201 51L198 52V53L200 54ZM5 52H4V54L7 55ZM18 52L16 51V52H15V53H16L15 55L18 54L17 56H19V53H18ZM30 52H32V50H30ZM41 52H42V51H41ZM43 52H44V51H43ZM54 52H53V53H54ZM152 52H151V54H152ZM205 52H206V51H204V53H205ZM207 52H206V53H207ZM211 52H212V53H211ZM9 53H10V52H9ZM9 53H8V55H10ZM12 53H14V52H12ZM12 53H11V54H12ZM47 53H48V52H47ZM206 53H205V54H206ZM242 53H244V54L238 53L237 56H233V57H236V58L241 57V58H243L245 55H247L248 51H245V52L243 51ZM4 54H2V53L0 54V55H1V56H0V59L2 58V55H4ZM26 54H27V53H25V55H26ZM30 54H31V53H30ZM49 54H50V53H49ZM94 54L96 55V53H93V52L90 54L92 60H93L94 57H95V56L92 57V55H94ZM99 54H100V53H99ZM199 54L196 55V58H197V59H198L199 57L201 58V56H202L203 53H202L201 55H199ZM213 54H214V53H213ZM213 54H212V55H213ZM240 54H241V55H240ZM5 55H4V57H5V59H6L7 57H6ZM8 55H7V56H8ZM12 55H14V54H12ZM21 55H24V53L21 54ZM21 55H20V56H21ZM87 55H88V54H87ZM87 55H86V56H87ZM97 55H98V54H97ZM117 55H118V54H117ZM198 55H199V56H198ZM212 55H210V56H212ZM238 55H239V56H238ZM243 55H244V56H243ZM118 56H119V55H118ZM118 56H117V59H118ZM183 56H184V58H183L182 60H183V62H184V64H185V66H187L185 62H187V60H188L189 58L191 59V57H193V56H195V55H193V56L191 55L189 58H188V56H187V57H186L185 55H183ZM197 56H198V57H197ZM210 56H209V57H210ZM242 56H243V57H242ZM4 57H3V58H4ZM8 57H9V59H7V60H5V61H3V62L6 63V61H7V63H8V61H10V60H11V61H15V60H16L15 58H14V60L11 59L10 56H8ZM15 57H16V56H15ZM32 57H33V56H32ZM89 57H90V56H89ZM112 57H113V59L115 58L114 56H112ZM145 57H146V56H145ZM185 57L188 58V59L186 60ZM206 57L209 58V57H208V54H206ZM206 57H205V55H204V57H202V60H204L203 58H206ZM16 58H17V57H16ZM87 58H88V56H87ZM95 58H96V57H95ZM100 58H101V57H100ZM110 58H111V57H110ZM141 58H142V57H140L139 59H141ZM193 58H194V57H193ZM193 58H192V60L195 59V61H196V58H194V59H193ZM212 58H213V57H212ZM212 58H211V59H212ZM224 58H225V57H224ZM226 58H228V57H226ZM226 58H225V60H227V61L229 62V60H228L229 58H228V59H226ZM97 59H99V58H97ZM172 59H173V58H172ZM176 59H177V58H176ZM19 60H20V59H19ZM36 60H37V59H36ZM36 60H35V61H36ZM108 60H109V59H108ZM177 60H178V59H177ZM184 60H186V61H184ZM205 60H206V59H205ZM209 60H210V59H209ZM219 60H220V59H219ZM225 60L223 61V59H222L223 62L220 60V61H221L220 63H218L219 61H217L216 64H219V65H220L221 63H224V62L226 63L227 61H225ZM231 60H233V59H231ZM21 61H22V60H21ZM100 61H101V60H100ZM100 61H98V62H100ZM110 61H111V59H110ZM115 61H116V60H115ZM199 61H200V63H201V59H200V60L198 59V61L195 62V64H194V61H193V62L189 61V63L191 62V63H190L191 65H190L189 63H188V65H190V66H192V65H196ZM207 61H208V59H207ZM23 62H24V61H23ZM112 62L114 63V61H112ZM112 62H111V64H113ZM133 62H134V63H133ZM138 62H139V61H132V64H133V65L130 63V66H131V65L134 66L135 63H136V64H135V66H136V65L138 64ZM166 62H168V61H166ZM175 62H176V60H175ZM177 62H178V61H177ZM202 62H203V61H202ZM205 62H206V61H205ZM253 62H254V61H253ZM5 63H4V64H5ZM12 63H13V62H12ZM15 63H16V62H15ZM225 63H224V64H225ZM251 63H252V61H251ZM255 63H256V61H255ZM255 63H254V65H253L254 67L256 66ZM2 64H3V63H0V65H2ZM157 64L160 65V62H158ZM157 64H156V65H157ZM216 64H215V65H216ZM159 65H157V68H158ZM213 65H214V64H213ZM221 65H222V64H221ZM3 66H5V65H3ZM3 66H2V68H0V70L2 69V71H3ZM21 66H22V65H21ZM21 66H20V67H21ZM119 66H120V65H119ZM185 66H183L184 69H185ZM211 66H212V64H211ZM211 66H210V67H211ZM217 66H218V65H217ZM249 66H250V65H249ZM0 67H1V66H0ZM183 67H181L180 69H182ZM193 67H194V66H193ZM214 67H216V66H214ZM219 67H220V66H219ZM222 67H223V66H222ZM254 67H253V68H254ZM4 68H5V67H4ZM121 68H122V67L120 66L119 69H120L121 71H123V72H121L120 70H118V72H120V74H124V75H125V72H126V71L122 70ZM186 68H188V67H186ZM198 68H199V67H198ZM203 68H204V67H203ZM203 68H201V70H202ZM205 68H206V67H205ZM207 68H209V67L207 66ZM207 68H206L205 70H210V72H213V71H211V70H214V69H211V68H209V69H207ZM212 68H213V67H212ZM217 68H218V67H216L215 70H216ZM220 68H221V67H220ZM250 68L253 69L252 67H250ZM255 68H256V67H255ZM80 69H82V68H80ZM193 69H194V68H193ZM218 69H219V68H218ZM83 70H84V69H82L81 71H83ZM157 70H158V69H157ZM195 70H196V69L192 70V73H193V74L191 73V71H190V73H189V72H185V71H186V70H185V71H183V73L185 72L186 74H185V73H184V74H180V73H179V75L176 77V76H173L174 73L176 74V71H177V69H176V71H174V73H173V75H172L173 77H176V78H173V79H176V80L171 81V79H170V78L168 79V78H167L168 76H167V77H166V78H167V81H165V82H169V84H171L172 82L176 83V82H178V80H179V82H180V80H181L182 78H184V79H182L181 81H184V82H185V80H186V81L189 80V78H190L191 76H192V77H195V78H193V80L196 79V77H197V79H199V80L201 79V80H203V81H206V80H205L206 77L209 78L208 75L211 74V73L208 71V73H210V74L207 75L206 71L204 70V72L206 73V74H204L205 77L200 76V78H199L198 75L196 76V73H195V72L198 70V72L200 71V73H201V70H200V69H197L196 71H195ZM215 70H214V72H215ZM232 70H233V69H232ZM180 71H181V70H180ZM187 71H188V70H187ZM237 71H238V70H236V72H237ZM242 71H243V69H242ZM64 72H65V71H64ZM68 72H69V71H68ZM84 72H85V70L82 72V74H83ZM198 72H197V73H198ZM214 72L212 73V76H214ZM236 72H235V71L232 72V74L234 73L233 76H231V74L228 76V77L231 76V77H230V80H231V78L233 79V78H235V77H237V76H240L239 74L241 73V71H240V72H237V75H235ZM14 73H15V72H14ZM62 73H63V72H62ZM80 73H81V72H80ZM215 73H216V72H215ZM217 73H218V72H217ZM228 73H230V72H228ZM15 74H16V73H15ZM63 74H64V75H65V74H66V75H69V74H67V73H63ZM169 74H170V73H169ZM188 74H190V75H188ZM194 74H195V76H194ZM198 74H199V73H198ZM16 75H17V74H16ZM66 75H65V77H66ZM180 75H181V76L186 75V77H188V78H186V77H184V76L181 77ZM187 75H188V76H187ZM201 75H203V74L201 73ZM215 75H216V74H215ZM224 75H225V74H224ZM234 75H235V76H234ZM242 75H243V74H242ZM18 76H19V75H18ZM18 76H16V77L14 76V77L17 78ZM69 76H70V75H69ZM69 76H68V77H69ZM122 76H123V75H122ZM172 76H171V77H172ZM212 76L210 75V77H212ZM226 76H227V74L225 75V77H226ZM19 77H20V79H21V75H20ZM169 77H170V76H169ZM179 77H180V78H179ZM201 77H202V78H201ZM228 77H227V78H228ZM164 78H165V77H164ZM166 78H165V80H166ZM214 78H215V77H214ZM220 78H221V76H220ZM220 78H219V79H220ZM222 78H223V77H222ZM227 78H226V81L229 80V78H228V79H227ZM75 79H76V78H75ZM77 79H78V78H77ZM209 79H210V78H209ZM219 79H218V80H219ZM244 79H245V78H244ZM252 79H253V78H252ZM252 79H251V80H252ZM78 80H79V79H78ZM161 80L163 81V77L161 78ZM169 80H170V81H169ZM190 80H192V79H190ZM201 80H200V81H201ZM253 80H254V79H253ZM8 81H10V80H8ZM8 81H7V83H8ZM24 81H25V80H24ZM24 81H22V79H21V82H24ZM71 81L74 82V79H72ZM162 81H159V83H161ZM203 81H201V82H203ZM219 81H221V80H219ZM219 81H218V84L214 83L215 86H216V85H217V87L220 86V85H219V84H220ZM223 81H225V80L222 79V82H223ZM226 81H225V82H226ZM239 81H240V80H239ZM243 81H244V80H243ZM245 81H247V80H245ZM14 82H15V81H14ZM19 82H20V80H19ZM72 82H71V83H68V84L70 85V84H72ZM75 82H76L75 84L70 85V86H71V89L75 90V89H74L75 87H76V89L79 87V88H78L79 90H83V89L85 88V86L82 87V83H80V84H81V88H80V85L78 84L79 82H78L77 80H75ZM81 82H82V81H81ZM184 82H181V83H184ZM195 82H198L199 84H196ZM201 82L194 80V84H193V82H192L191 86L196 85L195 87H197L198 85L201 84ZM214 82H216V81H214ZM222 82H221V83H222ZM225 82H224V83H225ZM7 83H6V84H7ZM11 83H12V82H11ZM190 83H191V82H189L188 84H190ZM234 83H235V82H234ZM243 83H244V82H243ZM243 83H241V85H244V88L240 85V86H241V87L239 86L240 90H241V88H242V90H246L247 88H248V89L250 88V87L247 86V84H249V83H247V82H246L247 84H243ZM2 84H4V83H2ZM13 84H14V83H13ZM25 84H26V83H25ZM68 84H67V85H68ZM154 84H155V83H154ZM157 84H158V83H156V85H157ZM172 84H173V83H172ZM188 84H187V86H189ZM214 84H212L213 86H212L211 84H209L210 87L212 86L210 89H213V87H215ZM232 84H233V83H232ZM20 85L22 86V83H21ZM46 85H48V84L46 83ZM74 85H75V86H74ZM78 85H79V86H78ZM83 85H86V84L83 83ZM92 85H94V82L92 83ZM207 85H208V84H206V86H207ZM234 85H235V84H234ZM234 85H233L232 87H236V85L238 86L239 84L236 83V85H235V86H234ZM245 85H246V86H245ZM260 85H261V84H260ZM262 85H263V84H262ZM18 86H19V84H18ZM26 86H27V85H26ZM70 86H67V87L70 88ZM72 86H73L74 88H73ZM158 86H160V84H159ZM161 86L165 87V83H164V85H163V82H162V83H161ZM184 86H185V87L182 86V88H183V89L181 90L182 93H183V91L185 90V88H186L187 92H189L190 89H187L186 84H185ZM204 86H205V85H204ZM204 86H203L204 90H205V89H206V90H209V89H208L209 86H208V87H204ZM228 86H229V88H230V85H228ZM249 86H250V85H249ZM257 86H258V85H257ZM54 87H55V85H54ZM54 87H53V88H54ZM92 87H93V86H92ZM92 87L90 86V90L92 89ZM99 87L102 88V86H98V88H96V86L94 85V88H95V89L93 88L94 91L96 92V89H99ZM167 87H168V89H169V86H167ZM167 87H165V88L167 89ZM195 87H194V88H195ZM222 87H223V86H222ZM245 87H246V89H245ZM49 88H51V86H50ZM101 88L99 89L100 91L102 90ZM145 88H146V87H145ZM151 88H152V87H151ZM239 88L237 87L238 91H240ZM71 89H69L70 92H72ZM78 89H77V90H78ZM93 89H92V91H90V90L87 89V91H90V92H91V95H90V96H89L90 93H88V95H87V99H89L88 97H92V95H93V97L95 96V95L93 94V93H94ZM195 89H196V88H195ZM200 89L202 90L201 87H200ZM252 89H255V88H252ZM261 89H264V85H263V87H262ZM261 89H256V91H259V90H261ZM15 90H17V89H15ZM19 90H20V89H19ZM25 90H26V89H25ZM46 90H48V89H46ZM54 90H55V93H56V88H54L53 91H54ZM57 90L60 91L61 88L59 89V87H58ZM77 90H75V91L77 92ZM79 90H78V91H79ZM149 90H151L152 95H153V93H155L154 90H153V91H152V89H149ZM186 90H185L184 93H186ZM198 90H199V88H198ZM204 90H203V91H204ZM222 90H223V89H222ZM222 90H221V91H222ZM225 90H228V88H225ZM231 90H232V89H231ZM22 91H23V89H22ZM61 91H62V90H61ZM248 91H250V90H248ZM262 91H263V90H262ZM15 92H16V91H15ZM76 92H75V93H76ZM92 92H93V93H92ZM158 92H159V91H158ZM223 92H225V91H223ZM223 92H222V93H223ZM236 92H237V91H236ZM240 92H242V91H240ZM240 92H239V93H240ZM252 92H253V91H252ZM254 92H255V91H254ZM17 93H20V92L18 91ZM24 93H26V91H24ZM175 93H176V92H175ZM175 93L172 92V94H171V93H170V94H171V96H172V95L175 94ZM184 93H183V94H184ZM197 93H198V92H197ZM220 93H221V92H220ZM232 93H233V92H231V94H232ZM247 93H248V92H247ZM247 93H245V94H246V95L250 94V92H249L248 94H247ZM72 94H74V91L72 92ZM72 94H71V95H72ZM85 94H87V92H86V93H83V95H85ZM95 94H97V93H95ZM136 94H137V93H135L134 96H135ZM138 94L141 95V96H139L138 98H140V97L143 98L142 96H144V97H146V98H143V99H147V98H151V99H152V98H155V99H157L156 97H157V94H158V93H155V94H154L156 97H154V95H153V97H152V95H149V96L147 97L148 94H147V95H144V94H143V91H142V94H143V95L140 94V92H139ZM145 94H146V93H145ZM159 94H160V93H159ZM179 94H181V92H179ZM183 94H182V95H183ZM236 94H238V93H236ZM245 94L243 93V95H245ZM262 94H264V91H263ZM262 94H261L260 96L263 97V99H264V95H262ZM18 95H20V94H18ZM71 95L68 96V97H71ZM80 95H82V93H81ZM83 95H82V96H83ZM103 95H104V94H103ZM164 95H165V93L163 94V96H164ZM175 95H176V94H175ZM175 95H174V96H175ZM177 95H178V94H177ZM203 95H204V94H203ZM222 95H223V94H222ZM243 95H242V96H243ZM3 96H4V97H5V96L7 97L8 95L5 94V95H3ZM20 96H22V94H21ZM24 96H25V95H24ZM24 96H23V98H24ZM26 96H28V95H26ZM61 96H62V95H60V97H61ZM77 96H78V95H77ZM82 96H81V97H82ZM105 96H106V95H105ZM150 96H151V97H150ZM180 96H181V95H179V97H180ZM209 96H210V98H211V95H209ZM209 96L207 95V97H209ZM213 96H214V95H213ZM237 96H239V95H237ZM240 96H241V95H240ZM248 96H249V95H248ZM255 96H256V98H257V95H255ZM258 96H259V95H258ZM12 97H13V96H12ZM14 97H15V96H14ZM18 97H19V96H18ZM60 97H58V98H60ZM135 97H137V95H136ZM161 97H162V96H161ZM166 97L168 98V96H166ZM166 97H164V98L166 99ZM169 97H170V96H169ZM176 97H177V96H176ZM176 97H175V98H176ZM189 97H190V96H189ZM199 97H200V96H199ZM243 97H244V96H243ZM250 97H251V96H250ZM253 97H254V96H253ZM261 97H260V98H261ZM7 98H8V97H7ZM7 98H6V101H7ZM9 98H10V97H9ZM23 98H22V100H23ZM164 98H163V100H164ZM170 98H171V97H170ZM172 98L174 99V97H172ZM200 98H201V97H200ZM205 98H206V96H205ZM260 98L258 97L257 99L260 100ZM13 99H14V98H13ZM13 99H12V100H13ZM26 99H29V98L25 97V98H24V101H25ZM30 99H31V98H30ZM78 99H80V98L78 97ZM84 99H86V97H84ZM133 99H135V98L133 97ZM208 99H209V98H208ZM215 99H216L215 103L212 102V104L214 103L213 105H212V104H208V105H210V106H214L215 104H218V105L220 104L219 106H221V103H220L219 101H218L219 103H216V102H217V98H214V100H215ZM250 99L252 100V97H251ZM254 99H255V98H254ZM0 100H2V102L0 101V104H1V105H2V103L5 104V100H3V99H0ZM18 100H21V97H20V99L17 98V100H15V101L18 102ZM89 100H90V99H89ZM91 100H92V98H91ZM121 100H122V102L124 103L125 100H124V101H123V99H121ZM121 100H116V101H119V103H121ZM135 100H136V99H135ZM135 100H133V101L135 102ZM137 100H138V99H137ZM152 100H153V99H152ZM163 100H162V101H163ZM168 100L170 101L169 98H168ZM190 100H191V99H190ZM202 100H203V98H202ZM214 100H213V101H214ZM243 100H245V99H243ZM247 100H248V98H247ZM255 100H256V99H255ZM255 100H253L252 102H255V103H256V102L261 103L260 108H262V103L264 102V100H263V102H261L262 99H261L260 101H259V100H256V101H255ZM15 101H14L13 103H15ZM29 101H30V100H29ZM133 101H132V102H133ZM140 101H143V102H144V100H142V99H140L138 102H140ZM160 101H161V99H160ZM188 101H189V99H188L186 102L189 103ZM194 101H195V99L193 100V103L195 104ZM198 101H201V100L199 99ZM198 101H197V102H198ZM205 101H206V100H205ZM207 101H208V100H207ZM207 101H206V102H207ZM236 101L239 102V100H236ZM19 102H20V101H19ZM19 102H18V104H19ZM31 102H32V101H31ZM31 102H30V104H31ZM81 102L83 103L82 100H81ZM90 102H91V101L87 102L88 104H86V106H88ZM94 102H96V101H94ZM132 102H131V103H132ZM143 102H141V103L143 104ZM224 102L227 103L228 100H227V102H226V101H224ZM224 102H222V103H224ZM238 102H237V104H238ZM243 102L246 103V101H243ZM248 102H249V100H248ZM248 102H247V103H248ZM252 102H251V104H252ZM20 103H22V102H20ZM24 103H25V102H24ZM49 103L52 104V102H49ZM82 103H81V104H82ZM117 103H118V102H117ZM117 103H116V104H117ZM123 103H122V104H123ZM141 103H140V104H141ZM144 103H145V102H144ZM169 103H171V102H169ZM191 103H192V101H191ZM203 103H205V102H203ZM208 103H209V102H208ZM233 103H234V102L232 101V102H230V104L225 105V108H223L224 105L221 106L220 108L218 107V105H216V106L219 108L220 112H222L223 110H226L227 108H229V105H232V106L234 107ZM239 103H240V102H239ZM245 103L243 104L244 106L246 105ZM255 103H253V106H251V107L248 106V105H247V106H248L249 108L252 109V108L255 106V105H254ZM16 104H17V103L14 104L15 107H16ZM26 104H27V103H26ZM26 104H24V106L29 105V102H28L27 105H26ZM90 104H91V103H90ZM132 104H133V103H132ZM140 104H137V107H136V105H134V106L136 107V110H139V108L143 109V108L148 107V106H141ZM163 104H164V103H163ZM163 104H162V105H163ZM183 104H184V103H183ZM206 104H207V103H206ZM241 104H242V103H241ZM1 105H0V106H1ZM52 105H53V104H52ZM52 105H51V106H52ZM56 105H57V104H56ZM84 105H85V103H84ZM95 105H96V104H95ZM114 105H115V104H114ZM117 105H118V104H117ZM120 105H121V104H119V106H120ZM139 105H140V107H139ZM157 105H159V107H158ZM157 105H156L157 107L155 108L157 112L155 111L154 108H153L152 110L158 114V111L161 110L160 108H162V106H160L161 104H160L159 101H158V104H157ZM167 105H168V102H167ZM184 105H185V104H184ZM186 105H187V106H188V105L190 106L191 104H186ZM197 105H198V103H197ZM197 105H195V106L193 105V106H194V107H197ZM200 105L202 106V104H200ZM200 105H198V109H200V108H199ZM238 105H239V104H238ZM249 105H250V103H249ZM3 106H5V105H3ZM21 106H23V105H20V108H21ZM82 106H83V104H82ZM93 106H94V103H93ZM119 106H116V107L118 108ZM121 106H122V105H121ZM121 106H120V107H121ZM164 106H165V105H164ZM182 106H183V105H182ZM205 106H206V105H204V108H205ZM240 106L242 107V105H240ZM257 106H259V104L256 105V107H257ZM7 107H8V106H7ZM10 107H11V105H10ZM12 107H13V104H12ZM12 107H11V108H12ZM15 107H13L14 109L12 108V112H16V111H15ZM53 107H54V106H53ZM53 107H52V108H53ZM91 107H92V105H91ZM94 107H95V106H94ZM112 107H113V105L111 106V108H112ZM120 107H119V108H120ZM125 107H126V106H125ZM135 107H134V108H135ZM138 107H139V108H138ZM154 107H155V106H154ZM194 107H193V108H194ZM208 107H209V106H208ZM241 107H240V108H241ZM248 107H247L245 110L243 109L245 113H246L247 111L250 110V109H248ZM256 107H255V108H256ZM263 107H264V106H263ZM3 108H4V107H3ZM111 108H110V111H111ZM157 108H159L160 110H157ZM178 108H179V107H178ZM181 108H182V107H181ZM185 108H186V107H185ZM204 108H203V109H204ZM206 108H207V107H206ZM236 108H237V105H236ZM236 108H234L235 110H233V111H236V112H237ZM240 108L238 107V109H240ZM244 108H245V107H244ZM255 108H254L253 110H255ZM258 108H259V107H258ZM260 108L257 109V111H258L257 113H256V111L253 113V114H255V116H257L256 114L259 113ZM1 109H2V107H1ZM83 109H84V108H83ZM121 109H122V107H121ZM141 109H140V110H141ZM179 109H180V108H179ZM187 109H188V108H187ZM212 109H214V108L212 107ZM247 109H248V110H247ZM263 109H264V108H262V110H263ZM2 110H3V109H2ZM6 110H8V111H6ZM17 110H18V108H17ZM112 110H113V109H112ZM116 110H117V109H116ZM214 110L217 111V112H219L217 109H214ZM229 110H230V109H229ZM241 110H242V109H241ZM243 110H242V112H243ZM246 110H247V111H246ZM253 110L249 111V113L252 112ZM262 110H261V111H262ZM3 111H4V112L6 111L7 113H6V115H5V113H2L1 110H0V114L2 113V114H1L2 116H3V115H4V116H7V115H9V114H12V112L10 111V109H6V108H4ZM19 111H21V109L18 110V112L16 113L18 116H19V114H20L23 110H22L20 113H19ZM108 111H109V110H108ZM113 111H114V110H113ZM128 111H129L130 113H129ZM186 111H187V110H186ZM186 111H185V112H186ZM197 111H199V110H197ZM202 111H203V110H202ZM212 111H213V110H211L210 112H208V114L210 115V113H211ZM215 111H214V112H215ZM238 111H239V110H238ZM263 111H264V110H263ZM8 112H11V113L8 114ZM116 112H117V111H116ZM182 112H183V111H182ZM200 112H201V111H199V113H200ZM205 112H206V111H205ZM217 112H216V113H217ZM228 112H229V111H228ZM230 112H231V111H230ZM230 112H229V113H230ZM242 112H241V113H242ZM18 113H19V114H18ZM111 113H112V111L110 112V115H113V116L115 115V117H116V115H118V114H113V113L111 114ZM117 113H119V112H117ZM125 113H126V111H125ZM125 113H123V114L125 115ZM127 113L129 114V116H128ZM127 113H126L127 116H124V117H125V118L127 117L128 120H129V122H130V120H131V117H132V118H135V117L138 116V115L135 116L134 114H133L134 117L131 116L132 110L130 111L129 109H127ZM152 113H153V112H152ZM159 113H160V112H159ZM180 113H181V111H180ZM187 113H188V112H187ZM189 113H190V112H189ZM193 113H194V111H193ZM193 113H192V114H193ZM197 113H198V112H197ZM202 113H203V112H202ZM216 113H215V114L212 113V114H213V115H216ZM229 113H228V114L225 113V114H223V116L226 117V116H230V115L232 116V115H234L233 112H232V114H229ZM238 113H239V112H238ZM249 113H248V116H249ZM16 114H15V115H16ZM154 114H155V113H154ZM168 114H169V113H168ZM170 114H171V113H170ZM170 114H169V115H170ZM172 114H173L174 118H176V116H175L176 114H174V110H173ZM178 114H179V112H178ZM194 114H195V113H194ZM200 114H201V113H200ZM243 114H244V113H243ZM260 114H261V113H260ZM263 114H264V113H262V115H260V116H261V117L263 116V119H264V115H263ZM12 115H13V114H12ZM119 115H120V114H119ZM119 115H118V116H119ZM161 115H162V114H161ZM201 115H203V114H201ZM204 115H205V114H204ZM206 115H207V114H206ZM118 116H117L116 118L119 119ZM191 116H192V115H191ZM211 116H212V115H210V117H211ZM240 116H241V115H240ZM242 116H243V115H242ZM246 116H247V115H246ZM248 116H247V117H248ZM252 116H254V115H252ZM260 116H259V114H258V116L256 117L257 120L261 119ZM177 117H178L177 119L180 120L179 117L181 118L182 116H181V114H179V115H177ZM192 117H193V116H192ZM194 117H195V116H194ZM208 117H209V116H208ZM210 117H209V118H210ZM221 117H222V116H221ZM238 117H239V116H238ZM8 118H9V116H8ZM116 118H115V120H116ZM129 118H130V119H129ZM185 118H186V117H185ZM185 118H183V120H185ZM187 118H188V117H187ZM197 118H200L201 121H200V119H198L199 121L197 120V121H195V122H194V121L191 122V121H192V120H191V121H189V122L192 123L193 125H194L195 123H198V122H199V125L201 124L200 122L203 123V121H202V118H203V117H201V116L199 117V116H198ZM197 118H196V119H197ZM209 118H208V119H209ZM256 118L254 117V118H252V120L254 119V121H257ZM258 118H259V119H258ZM5 119H6V118H5ZM139 119H141V118H139ZM139 119H138L137 121H140ZM166 119H168V118L166 117ZM170 119H171V118H169V120H170ZM190 119H191V117H190ZM196 119H195V120H196ZM2 120H3V118H0V122H1ZM119 120H120V119H119ZM123 120H124V119L122 118V121H123ZM125 120H126V119H125ZM181 120H182V119H181ZM186 120H187V119H186ZM203 120H205V119L203 118ZM230 120H232V119H230ZM234 120H235V119H234ZM252 120H249V121L253 122ZM117 121H118V120H117ZM120 121H121V120H120ZM126 121H127V120H126ZM163 121H165V120L163 119ZM170 121H171V120H170ZM173 121H174V120H173ZM232 121H233V120H232ZM235 121H236V120H235ZM259 121H260V120H259ZM93 122H94V121H93ZM132 122H134V121H132ZM160 122H162V121H160ZM160 122H158V123L160 124ZM174 122H175V121H174ZM180 122H181V121H180ZM239 122H240V121H239ZM82 123L84 124V122H82ZM82 123H80V124H82ZM117 123H118V122H117ZM122 123H123V122H122ZM136 123L138 124V122H136ZM158 123H157V124H158ZM162 123H163L162 125H164L165 123H169V121H167V122L165 121V123H164V122H162ZM190 123L185 124V122H184V124H183V123L181 124V123L178 122V124H179V125H178L177 123L175 124V123H172V121H171V124H169L170 126H169V125L166 126V124H165V126H164L163 128H166V127L168 128V127H169V129H171V131H170V132L167 131V132L171 133V132L173 131V129L177 127V125H178V126H182V127H184V125H186V126L188 125V127H190ZM118 124H120V123H118ZM132 124H133V123H132ZM132 124H130V126H131ZM134 124H135V123H134ZM172 124H173L172 127L175 126L174 128H171V125H172ZM192 124H191V125H192ZM74 125H75V123H74ZM123 125H124V124H123ZM162 125H161V126L158 125L159 128H157V129H160L159 131H162V133H167L165 130H164L165 132H163V130H161ZM233 125H234V124H233ZM233 125H232V126L229 125V126L233 127ZM127 126H128V125H127ZM158 126H156V127H158ZM186 126H185V127H186ZM229 126H228V127H229ZM236 126H237V125H236ZM241 126H242V125H241ZM241 126H239V129L242 128L243 131H244V129L247 127L246 125H244L245 127H244V129H243V127H241ZM146 127H148V129L150 130L149 127H151V126H146ZM156 127H155V128L153 127L154 130H152L153 128L151 129V133H149L148 130H147L148 133H147V132L145 133V131H144V133H145L146 135H147V134H148V135H149V134H152V131H155V132H156V130H155ZM185 127H184V128H185ZM188 127H187V128H188ZM221 127H222V126H221ZM223 127H224V126H223ZM225 127H226V126H225ZM122 128H123V127H122ZM177 128H178V127H177ZM177 128L174 129V131L180 130V129H179L180 127H179L178 129H177ZM190 128H191V127H190ZM181 129H182V128H181ZM193 129H194V128H193ZM211 129H212V128H211ZM239 129H238V130H239ZM253 129H255V128H253ZM253 129L251 130V127H250V129H249V128H248V129L246 128V133L248 134L247 131L250 130L251 132L253 131L255 134L257 133V131H259L258 134H260V133L263 131V134H264V130L261 131V129H263V128H261L260 130H257V129H256V131H254ZM258 129H259V127H258ZM143 130H145V128H144ZM188 130H189V129H188ZM191 130H192V129H191ZM214 130H215V129H214ZM228 131H231V130H228ZM232 131H234V130H232ZM240 131H241V130H240ZM140 132H141V131H139V132L137 131L136 134H137V133L139 134ZM142 132H143V131H142ZM155 132H154V133H155ZM220 132H221V131H220ZM234 132H235V131H234ZM121 133H122V131L120 132V135H123V134H121ZM156 133H157V132H156ZM156 133H155V134H156ZM160 133H161V132H160ZM162 133H161V134H162ZM169 133H168V134H169ZM186 133H187V132H186ZM221 133H224V132L222 131ZM246 133H245V134H246ZM155 134H154V135H155ZM224 134L227 135V136L229 135L228 133H227V134L224 133ZM224 134H223V135H224ZM252 134H253V133H252ZM255 134H254V135H251V133H250L251 137L253 136V137L256 139V135H255ZM258 134H257V135H258ZM120 135H119V136H120ZM124 135H126V133H125ZM124 135H123V136H124ZM142 135H143V134H142ZM146 135H145V136H146ZM152 135H153V134H152ZM159 135H160V134H159ZM202 135H203V134H202ZM205 135H206V134H205ZM205 135H204V136H205ZM209 135L212 136L213 134H209ZM235 135H236V134H235ZM250 135L244 140L245 142H246L247 139L250 137ZM135 136H136V135H135ZM198 136H199V135H198ZM206 136H208V135H206ZM227 136H226V137H227ZM229 136H230V135H229ZM243 136H244V135H242V137H243ZM245 136H246V135H245ZM259 136H260V135H259ZM262 136H263V135H262ZM120 137H121V136H120ZM120 137H119V138H120ZM126 137H127V136H126ZM140 137L143 138L144 136H141V135H140ZM140 137H139V135H138V138H140ZM192 137H194V136H192ZM199 137H202L201 134H200ZM216 137H218V138H216ZM221 137H223V136H220V138H219V136H218L217 134H216V136L214 135V138H215V140L213 139V140L215 141L214 144H216V142H217L216 139H218V143H220V144L223 143L224 141L222 142V141L220 140ZM231 137H232V136H231ZM231 137H229V138H231ZM257 137H258V136H257ZM121 138H125V136H124V137H121ZM190 138H191V137H190ZM262 138H264V137H262ZM125 139H127V138H125ZM188 139H189V136L186 138V140H188ZM194 139H195V138H194ZM194 139H192V141H197L199 138H198L197 140H194ZM201 139H202V138H201ZM203 139H204V138H203ZM203 139H202V141H203ZM209 139H210V138H209ZM224 139H225V138H224ZM232 139H233V138H232ZM249 139H251V138H249ZM249 139H248V141H247V144H248V142H250ZM199 140H200V139H199ZM206 140H207V139H206ZM210 140H211V139H210ZM226 140H227V139H226ZM253 140H254V139H253ZM253 140H252V143H251V142L249 143V145H251V144L253 145V144H254ZM260 140H261V138H260ZM260 140L258 139V141H260ZM263 140H264V139H263ZM169 141H170L171 143H174V142H172L171 140H169ZM181 141H182V140H181ZM181 141H180V142H181ZM183 141H184V140H183ZM190 141H191V140H190ZM214 141H211V142H214ZM220 141H221V142H220ZM256 141H257V139H256ZM258 141H257V143H263L262 140H261L260 142H258ZM170 142H169V143H170ZM187 142H188V141H187ZM198 142H199V143H198ZM200 142H201V141H197V144H196V145H197V147H196V148H197V149H196L197 151L200 150V149L198 150V148H199L198 145L200 144ZM208 142L211 143L210 141H208ZM208 142H204V143L206 144V146L208 145V144H207ZM225 142H226V141H225ZM227 142H228V140H227ZM229 142H230V141H229ZM245 142H243L244 145H245ZM101 143H102V142H100V143H98V144H101ZM103 143H104V141H103ZM105 143H106V142H105ZM166 143H168V142H166ZM166 143H165V144H166ZM171 143H170V144H171ZM191 143H192V142H191ZM230 143H231V142H230ZM176 144H177V143H176ZM179 144H180V143H178V145H179ZM193 144H194V146H195V142L192 143V145H193ZM237 144H238V143H236L235 145H237ZM241 144H242V143H241ZM241 144H238V145L241 147ZM101 145H103V144H101ZM105 145H106V146H105ZM181 145H182V144H181ZM189 145H190V144H189ZM192 145H191V146H192ZM203 145H204V144H203ZM212 145H213V143H212ZM238 145H237V147H238ZM262 145H263V144H262ZM103 146L108 147V144H104ZM184 146H185V145H184ZM191 146H190V147H191ZM209 146H211V145H209ZM209 146H208V147H209ZM216 146H217V144H216ZM216 146H214V147L216 148ZM222 146H223V145H222ZM225 146H228V145H225ZM233 146H234V145H233ZM245 146H246V145H245ZM254 146H255V145H254ZM258 146H259V145H258ZM156 147H157V145H155V148H156ZM187 147H188V146H187ZM190 147H189V148H190ZM201 147H202V144H201ZM211 147H212V146H211ZM231 147H232V146H231ZM231 147H230V148H231ZM235 147H236V146H235ZM235 147H232V148H235ZM246 147H249V146H246ZM113 148H114V149H118L117 147H112V149H113ZM155 148L153 147L154 150H155ZM170 148H171V147H170ZM206 148H207V147H206ZM217 148H218V147H217ZM220 148H221V150H222L221 145H220ZM238 148H239V147H238ZM238 148L233 149V151H236ZM249 148H250V147H249ZM251 148H252V146H251ZM256 148H257V147H256ZM256 148H254V149H256ZM108 149H111V147H110V148L108 147ZM140 149H141V148H140ZM156 149H157V148H156ZM194 149H195V148H193V150H194ZM224 149H225V148H224ZM157 150H158V149H157ZM190 150H191V149H190ZM196 150H195V151H196ZM219 150H220V149H219ZM226 150L229 151V149H225V151H226ZM231 150H232V149H231ZM253 151H254V150H253ZM229 152H230V151H229ZM246 152H247V150H246ZM246 152L244 151L243 153L246 154ZM180 155H183V154H180ZM181 157H182V156H181ZM229 157H232V155H230ZM186 159H187V161H186V163H187V162H188V158H186ZM211 159H212V158H211ZM183 160H184V159H183ZM213 160H214V159H213ZM217 160H218V159H216L215 161H217ZM206 161H207V160H206ZM211 161H212V160H211ZM211 161H210V162L207 161L208 165H209V163L211 164L212 162H213V163L215 162V161H212V162H211ZM104 162H105V161H104ZM104 162H103V163H104ZM177 162H178V161H177ZM179 162H180V161H179ZM190 162H191V160H190ZM193 162H194V161H193ZM193 162H191V165L193 164ZM203 162H204V161H203ZM203 162H202V163H203ZM197 163H198V161H197ZM213 163L211 164L212 166H214ZM215 163H216V162H215ZM200 164H201V163H200ZM216 164H217V163H216ZM103 165H104V164H103ZM189 165H190V164H189ZM211 165H210V166H211ZM192 166H193V165H192ZM196 166H197V164H196ZM95 168H96V167H95ZM99 168H100V166H99ZM199 168H200V167H199ZM199 168H198V169H199ZM96 171H97V168H96ZM96 171H94V173H96ZM99 172H100V170H99ZM96 175H97V173H96ZM99 175H101V174H99ZM184 178H185V177H184ZM184 178H183V179H184ZM185 179H186V178H185ZM187 181H188V180H187ZM187 181H186V182H187ZM186 182H185V183H186ZM69 183H72V182H69ZM171 184H172V183H171ZM173 185H174V184H173ZM180 186H181V185H180ZM180 186H179V187H180ZM169 187H170V186H169ZM171 187H172V189H174V188L176 187V189H174V190H178V189H180V188L177 189V185H175V186H172V185H171ZM171 187H170V190L173 191V190L171 189ZM173 187H174V188H173ZM183 187H184V186H183ZM52 188H53V187H52ZM55 188H56V187H55ZM54 190L56 191V189H54ZM51 191H52V190H51ZM178 191H179V190H178ZM178 191H177V192H178ZM46 194H48V193H46ZM53 194H54V193H53ZM50 195H51V194H50ZM50 195H49V196H50ZM54 195L56 196V193H55ZM49 196H48V197H49ZM55 196H54V197L52 196L53 199L55 198ZM57 196H58V193H57ZM41 197H42V196H41ZM41 197H40V198H41ZM58 197H59V196H58ZM58 197H57L55 200L61 198V197H60V198H58ZM43 198H44V196H43ZM48 199H50V198H48ZM48 199H47V201H48ZM122 199H123V198H122ZM51 200H52V198H51ZM55 200H53V201H55ZM60 200H61V201H64V200H62V199H60ZM47 201H46V202H47ZM57 201H58V200H57ZM122 201H123V200H122ZM15 202H17V201H15ZM20 202H21V201H20ZM43 202H45V200H43ZM50 202H51V201H50ZM58 202H60V201H58ZM124 202H126V200H124ZM23 203H24V201H23ZM49 216H51V215H49ZM51 220H52V221H51ZM51 220H50V221H51L52 223L49 222V221H47V222L45 223V224H46L45 226L50 227V226H48V224H49V223H50V225L53 224V219H51ZM13 222H14V221H13ZM13 222H12V223H13ZM48 222H49V223H48ZM13 224H18V225L20 226V224H19L18 222H14ZM13 224H11V226H12ZM22 225H23V224H22ZM6 226L8 227V225H5V227H6ZM45 226H44V228H46ZM1 227H4V225H3V224H0V228H1ZM7 227H6V228H7ZM9 227H10V226H9ZM9 227H8V228H9ZM25 227H26V226H25ZM6 228H5V229H6ZM8 228H7V229H8ZM27 228H28V227H26L25 229H26V230H30V228H28V229H27ZM54 228H55V227H54ZM58 228H59V227H57L56 229L58 230ZM31 229L34 230V227H32ZM47 229H48V228H47ZM47 229H46V230H47ZM52 229H53V227H52ZM56 229H55V230H56ZM11 231H12V230H11ZM12 235H13V236L11 237V239L15 240V239H16V236H14L15 234H12ZM78 236H79V235H78ZM9 239H10V238H9ZM9 239H7V240H9ZM17 239H18V237H17ZM19 239H20V238H19ZM58 240H60V239H58ZM58 240H57V241H58ZM18 241H19V240H18ZM63 241H65V239H63V240H61L60 242H57V243H56V240H55V241H54V244L56 243V244L61 245V246L56 245L57 247H58V246H59V247H63V245H68V244H69L68 242H67V243L64 242V244L62 245L61 243H63ZM6 242H7V243L11 242V243H9L8 245H11L12 247H13V246H16V244H13V243L16 242V240H15V242L12 241V240H11V241L9 240V242H8V241H6ZM20 242H21V241H20ZM5 244H6V243H5ZM254 244H256V243L249 244L248 247H251L250 249H253V247H255V246L257 245V244H256V245H254ZM258 244H259V243H258ZM6 245H7V244H6ZM253 245H254V246H253ZM64 247H65V246H64ZM13 250H14V249H13ZM227 257H228V256H227ZM230 257H231V256H230ZM220 259L222 260V258H220Z\"/></svg>",
    "mask_w": 264,
    "mask_h": 264
}]
</instances>
